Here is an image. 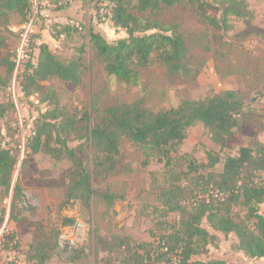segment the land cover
<instances>
[{
  "label": "trees",
  "instance_id": "1",
  "mask_svg": "<svg viewBox=\"0 0 264 264\" xmlns=\"http://www.w3.org/2000/svg\"><path fill=\"white\" fill-rule=\"evenodd\" d=\"M104 1L110 6L113 26L127 36L109 41L90 29L88 42L94 60L106 75L125 87L137 86L140 71L153 64L164 68L169 76L189 78L195 72L179 25L162 23L152 16L176 6L188 7L205 27L224 32L232 28V18H253L246 0ZM32 5L33 0H0V29L9 14L18 15L21 23L28 22ZM69 27L66 25L63 31H69ZM36 48L38 53L33 57L32 44L27 46L30 53L15 78L24 99L36 95L39 103L32 122L33 134L24 152L25 157L42 153L54 161L70 163L61 207L78 203L82 209L90 210L96 200L108 207L121 198L95 184L116 172L123 140L138 147L146 163L155 157L167 174L174 172L172 179L167 175L166 186L158 195L160 219L149 232L150 242H137L124 235L94 237L98 249L107 254L106 264H228L217 257L202 260L199 256L208 246L218 248L220 235L231 234L238 241L237 248L248 258H264V145L256 141L251 146H241L236 155L225 157L220 172L213 170L220 162L218 153H208L204 163H197L189 154L173 157L187 130L197 123L203 125L215 145L225 147L241 121L254 118L241 95L226 90L203 100H183L175 108L157 114L146 107L143 99L105 107L98 100L82 106L66 105L57 91L44 83L57 80L78 85L85 47L67 60L57 58L45 43ZM0 64L8 75L19 65L15 56L2 58ZM8 85L0 73V90L5 91ZM8 111L15 113L10 99L0 102V120ZM1 130L0 189L5 195L11 190L12 198L17 199L22 196V188L18 182L12 183L21 152L19 130L17 126L9 129L12 145L1 143L7 136ZM72 142H77L78 147H71ZM26 162L24 158L22 164ZM175 166L186 171L177 172ZM215 191L223 194V199L209 194ZM170 214H177L176 223L166 220ZM75 222V218L63 217L61 225L72 226ZM204 222L211 231L203 226ZM30 247L34 254L42 253L43 259L59 245L56 240L50 244L38 239ZM41 258L34 255L29 260L36 261L31 264H42Z\"/></svg>",
  "mask_w": 264,
  "mask_h": 264
},
{
  "label": "rangeland",
  "instance_id": "2",
  "mask_svg": "<svg viewBox=\"0 0 264 264\" xmlns=\"http://www.w3.org/2000/svg\"><path fill=\"white\" fill-rule=\"evenodd\" d=\"M52 1L54 6L51 7H42L33 1L26 23H21L16 14H9L2 23L0 60L15 56L20 65L8 75L0 64V73L9 84L5 91L0 90V102L15 100V113L8 111L0 120L1 133L8 136L2 139V144L12 145L9 129L17 126V139L22 146V137L26 135H21L20 130L24 129L26 134L27 125L37 117V96L27 100L16 97L15 78L30 53L27 46L32 44L35 57L36 46L45 43L60 60L72 58L79 48L85 47L78 85L57 80L44 83L57 91L62 104L82 106L98 100L105 107L143 99L146 107L157 114L175 108L183 100L198 101L234 90L241 95L246 110L254 112L253 120L243 119L222 149L211 141L202 124H195L187 130L184 142L173 157L189 154L197 163H204L208 153H218L220 162L213 170L220 172L225 157L236 155L241 146H251L256 141L264 145V0H246L253 18H232V28L227 32L208 29L188 7L176 6L152 16L162 23L179 25L195 72L189 78L169 76L164 68L153 64L140 71V81L134 87H125L107 76L92 56L88 42L90 29L100 32L109 41L127 36L124 31L94 18L96 1ZM66 25H70L69 31H63ZM70 146L76 148L78 143L72 142ZM120 152L116 172L95 186L121 198L108 207L96 200L90 210H84L78 203L68 207L60 205L63 186L70 173L69 162L54 161L42 153L25 157L21 149L12 185L16 182L21 185L22 196L13 199L11 190L5 195L0 189V219L2 217L3 221L0 222V264L34 263L30 257L36 255L39 259L43 255L34 254L30 247L38 239L50 244L56 240L59 245L58 249L48 252V257L41 258L42 264H106L107 254L98 249L94 239L98 235L104 238L124 235L137 242H150L149 232L160 219L158 195L166 186L167 175L172 179L174 172L167 174L155 157H150L146 163L139 148L126 140L122 141ZM24 158L27 162L22 164ZM177 169L175 166L177 172L186 171ZM63 217L75 218L76 222L63 227ZM166 220L176 223L178 216L170 214ZM203 226L211 231L205 222ZM232 241L233 236H222L218 248L206 247L199 258L223 255L234 264H241V254L237 246L230 243Z\"/></svg>",
  "mask_w": 264,
  "mask_h": 264
},
{
  "label": "built area",
  "instance_id": "3",
  "mask_svg": "<svg viewBox=\"0 0 264 264\" xmlns=\"http://www.w3.org/2000/svg\"><path fill=\"white\" fill-rule=\"evenodd\" d=\"M33 1L35 3H39L42 7H51V6H54V1H52V0H33ZM93 16H94V18L96 20H99V21L105 22L107 24L113 25L112 22H111L110 6H109V4L107 2H98V3H96V9L94 11V15ZM16 97H21V98L24 99L23 94L19 91V89H18V93H17V96ZM16 97H15V99H16ZM24 100H27V99H24ZM13 102H15V100ZM33 120L27 125V127H26L27 128V132H26V134H24V129H21L20 130L21 135H26L25 137L24 136L22 137V139H23L22 146H21V143L19 141L20 151H21V149H22V151L25 150L26 141H27L28 137L31 134H33L32 133V122H33ZM209 194L211 196H213L214 198H216V199H223V194H221V193H219L217 191L210 192ZM205 197L208 198V195H206Z\"/></svg>",
  "mask_w": 264,
  "mask_h": 264
},
{
  "label": "crops",
  "instance_id": "4",
  "mask_svg": "<svg viewBox=\"0 0 264 264\" xmlns=\"http://www.w3.org/2000/svg\"><path fill=\"white\" fill-rule=\"evenodd\" d=\"M231 236H233V235L231 234ZM219 237H220V240H221L222 235H220ZM230 243H232L233 245L235 244L236 246L238 245V241H237V239L234 236H233V241L230 242ZM220 244H219V246H220ZM237 250L239 251V253L241 254V257H242L241 264H264V258H261V259H250L246 255H244V253L242 251H240L238 248H237ZM217 258L226 261L228 264H234V262H232L230 260L231 258L229 259V257H226V256L222 255L221 257L218 256Z\"/></svg>",
  "mask_w": 264,
  "mask_h": 264
}]
</instances>
